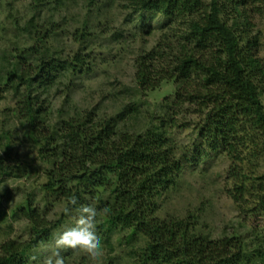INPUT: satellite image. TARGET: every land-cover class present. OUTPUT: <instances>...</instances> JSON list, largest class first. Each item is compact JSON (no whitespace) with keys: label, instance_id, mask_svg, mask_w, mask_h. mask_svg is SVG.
I'll list each match as a JSON object with an SVG mask.
<instances>
[{"label":"trees","instance_id":"trees-1","mask_svg":"<svg viewBox=\"0 0 264 264\" xmlns=\"http://www.w3.org/2000/svg\"><path fill=\"white\" fill-rule=\"evenodd\" d=\"M77 3L29 0V20L13 22L17 48L0 47V94L13 102L0 116V186L36 170L40 194L12 209L11 217L27 224L29 239L3 242L0 264H30L32 253L53 242L80 205L97 209L98 236L106 243L117 237L132 264H264V239L252 248L236 235L212 239L189 219L160 218L158 206L188 165L224 155L231 162L227 192L238 212L245 218L264 214V145L258 136L264 129V59L254 22V14L264 16V0H83L87 14L67 33L64 11ZM114 8L137 20L138 37L153 24L147 17L163 20L151 34H160L153 49L136 59L132 79L140 96L168 86L172 91L158 114L147 111L148 123L131 129L127 124L142 113L138 106L101 117L93 109L56 114L51 104L53 89L62 86L65 104L75 107L73 87L91 72L84 55L94 38L107 36L102 43L109 50L125 38L109 31ZM60 37L73 38V55H64ZM175 129L195 132L192 149L175 142ZM24 144L39 166L24 162ZM7 219L0 208V224Z\"/></svg>","mask_w":264,"mask_h":264},{"label":"rangeland","instance_id":"rangeland-1","mask_svg":"<svg viewBox=\"0 0 264 264\" xmlns=\"http://www.w3.org/2000/svg\"><path fill=\"white\" fill-rule=\"evenodd\" d=\"M82 1L77 0V4L69 5L64 11L67 20L66 23L64 22L67 33H74V30L80 27L76 22L82 24L87 14V6ZM28 3L29 0H0V47L2 49L8 47L9 50H14L17 48L13 47V43H11L15 41L14 35L17 34L13 22L17 19L23 24L29 20L31 13L27 9ZM9 14L14 19H8ZM254 18V22L257 24V32L259 31L263 44V48L259 49L258 57L264 59V16L254 14ZM108 21L111 23L109 31L114 30L113 34H120L122 31L125 38H120L116 45L115 43L110 44V50L105 48L108 46L107 41L102 43L107 39V36L102 34L98 38H94L91 43L92 46L88 45L87 53L84 55L87 57V65L90 66L91 72L78 79L77 84L73 87L70 105L75 107L70 111L69 105L65 104V93L62 86L53 89L51 104L56 114L59 110H64L68 114L71 112L74 116L76 113L93 109L101 117L105 115L115 116L122 112L126 106H138L142 110L141 116L135 123L131 122L127 126L130 129L131 127H141L148 123L146 120L147 111L158 114V105L166 97H169L168 94L172 91V86H168L163 87L158 95L140 96L135 93L132 79L136 59L142 52L153 49L160 34L153 36L151 34L156 31L155 28L162 26L163 20L159 16L147 17V23L153 24L146 28L147 34L144 32L137 33L140 37L136 35L135 31L137 20H134L127 12H120L116 8L111 9L109 10ZM109 31L105 33H109ZM70 39L73 38L63 40V37H60L62 44L59 43L64 44L66 57L73 55L72 50L78 49V45H73ZM12 105L11 97L0 94V116ZM180 110L185 113L186 107ZM188 117L192 119V116ZM183 120L181 118L182 124L185 123ZM170 135L177 144L185 148L192 149L196 143L197 136L191 130L180 131L175 129L170 131ZM258 136L261 145H264V129L258 130ZM26 146L24 144L20 150L24 162L29 164L32 161V153L27 155ZM262 153L261 162L263 166L260 172L264 175V152ZM30 165L39 166L38 163H31ZM230 165V160L224 155H212L202 163L188 165L174 190L159 199V217L162 219H189L192 223L197 224L200 233L205 236L221 239L228 235H236L244 239L248 247L252 248L251 244L255 240L264 239V214L245 218L238 212L227 192L226 178ZM35 173L36 170H33L27 179L14 182L10 180L0 186V208L8 214L7 221L0 224L1 229H3H0V247L7 240L21 243L29 239L27 224L18 217L13 219L11 211L29 194L34 193L39 196L36 199L40 198V194L36 192L38 189ZM61 212V208L57 209L51 214V218L53 220L58 219ZM76 216L67 217L64 227L59 230L58 234L74 227V217ZM100 240L103 256L100 258L99 264H132L126 258V247H120L116 242L117 237H114L110 243H106L104 239ZM56 250L55 240L42 245L30 256V264H41L45 257L50 256ZM58 251L63 256L65 264H92L90 257L80 249L67 248L58 249Z\"/></svg>","mask_w":264,"mask_h":264},{"label":"clouds","instance_id":"clouds-1","mask_svg":"<svg viewBox=\"0 0 264 264\" xmlns=\"http://www.w3.org/2000/svg\"><path fill=\"white\" fill-rule=\"evenodd\" d=\"M70 202L72 205H76V197L73 196ZM75 212L77 213V216L74 217L75 226L56 236L55 249L57 250L45 257L41 264H65V260L58 249L67 248L80 249L90 257L92 264H99V260L103 256V248L96 231L97 209L93 205H80L75 209ZM103 212L106 214L109 209L105 207Z\"/></svg>","mask_w":264,"mask_h":264}]
</instances>
